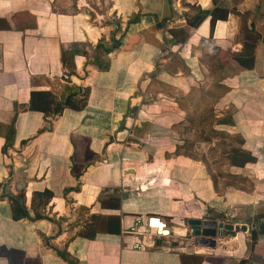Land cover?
Instances as JSON below:
<instances>
[{"label":"crops","instance_id":"crops-1","mask_svg":"<svg viewBox=\"0 0 264 264\" xmlns=\"http://www.w3.org/2000/svg\"><path fill=\"white\" fill-rule=\"evenodd\" d=\"M196 94L212 170L177 152ZM0 264H264V0H0Z\"/></svg>","mask_w":264,"mask_h":264},{"label":"rangeland","instance_id":"rangeland-1","mask_svg":"<svg viewBox=\"0 0 264 264\" xmlns=\"http://www.w3.org/2000/svg\"><path fill=\"white\" fill-rule=\"evenodd\" d=\"M259 5L260 4H257V8L261 7ZM244 21L245 17H242V23H244ZM214 82L215 79H208L206 82L207 84L211 83V85H209V89L207 90L208 96H210L213 92L218 91L216 89L217 83L215 85ZM198 98L199 96L196 94L193 101L196 103H201L198 101ZM210 101L211 99L207 97V99L203 100L200 104L203 109L195 112L192 111L186 115L184 129L182 132H180L183 137L182 139H184L182 140L184 143L177 150V152L180 150L185 154H189L196 160H201L203 163H205V166L208 170H210V168L211 170L215 169L219 165V154H217V151L219 150V144H225L221 141L219 142L218 134H214L216 133V119L213 109L211 108L212 106ZM208 127L212 128L211 133H209Z\"/></svg>","mask_w":264,"mask_h":264},{"label":"built area","instance_id":"built-area-1","mask_svg":"<svg viewBox=\"0 0 264 264\" xmlns=\"http://www.w3.org/2000/svg\"><path fill=\"white\" fill-rule=\"evenodd\" d=\"M131 233L139 235L144 233L160 242L173 237L170 225L159 217H147L145 220H138L137 224L131 228ZM138 247L141 248V246Z\"/></svg>","mask_w":264,"mask_h":264},{"label":"water","instance_id":"water-1","mask_svg":"<svg viewBox=\"0 0 264 264\" xmlns=\"http://www.w3.org/2000/svg\"><path fill=\"white\" fill-rule=\"evenodd\" d=\"M189 225L193 228L196 243L207 247H213V239L220 236L223 229L231 230L230 227H223L217 221H190Z\"/></svg>","mask_w":264,"mask_h":264},{"label":"trees","instance_id":"trees-1","mask_svg":"<svg viewBox=\"0 0 264 264\" xmlns=\"http://www.w3.org/2000/svg\"><path fill=\"white\" fill-rule=\"evenodd\" d=\"M214 18L215 17L212 16V19H211L212 20V23L214 22ZM249 60H250L249 63H248V61L247 62H244V61H241L239 59H237V62L239 64V66H241L243 68H246L248 70H251L253 68V58L251 57V59H249ZM59 111H61V108H60ZM208 128H209V133H211L212 132V128H210V127H208ZM214 134H216V133H214ZM232 164H234V163H232ZM239 166H242V165H239ZM20 215L23 216V217L25 216V215H23V213H20ZM16 218L17 217H13L14 220H18Z\"/></svg>","mask_w":264,"mask_h":264}]
</instances>
